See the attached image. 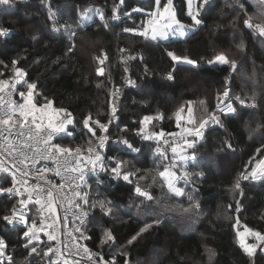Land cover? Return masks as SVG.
I'll list each match as a JSON object with an SVG mask.
<instances>
[{
	"label": "trees",
	"instance_id": "trees-1",
	"mask_svg": "<svg viewBox=\"0 0 264 264\" xmlns=\"http://www.w3.org/2000/svg\"><path fill=\"white\" fill-rule=\"evenodd\" d=\"M164 2L166 0H162ZM244 3L242 10L238 6L228 7L226 0H209L200 12L202 24L192 26L185 0H174L178 19L195 30L185 39L169 38L165 42L123 33L124 28L140 24L153 12L155 0H124L123 4L120 0H50L49 3L15 0L11 6L2 7L0 27L9 29L10 34L0 37V71L4 72L0 78L12 77L11 61L18 59V66L27 73L26 79L37 85L34 102L44 105L51 101L54 109L63 108L71 113L75 121L72 135L66 134L58 143L66 147H87L89 140L94 143L81 128L83 119L91 115L93 120L105 121L111 113L114 87L122 90L121 95L113 99L119 120L110 132L120 140L127 138L140 149L119 155L127 162L124 169L133 174L131 183L120 179L92 187L91 199L110 200L118 214L112 212L106 216L96 209L89 213L82 228L85 236L90 237L84 239L86 244L101 251L105 260L114 258L116 264H125V261L127 264H264L263 251L256 250L253 257L244 253L234 227L239 219L240 225L264 233V179L241 181L242 194L233 189L249 160L264 156V43L257 42L264 40L258 32L254 34L253 29L245 26L253 7L250 0ZM49 5L56 14L52 20ZM114 8H117L118 19H112ZM133 8L143 11L133 12ZM97 9L104 13V20L95 14ZM85 11L88 15L94 12V16L81 23V13ZM252 23L259 22L253 19ZM54 26L59 31H55ZM241 42L245 45L243 49L238 47ZM123 49H127V53ZM168 52L196 63L178 64ZM122 53L124 63L120 61ZM220 54L235 60L237 69L233 71L229 65H207ZM5 64L9 65L7 69ZM101 68L103 74H98ZM125 73L134 80V87L122 88ZM166 73H171L173 79L168 80ZM23 87L26 90V86ZM226 89L231 90L229 96L236 112L219 114L223 126L213 125L204 131L203 139L190 148L199 163L189 162L188 181L182 180L178 185L185 189V195L177 197L158 176L166 161L155 155L152 144L140 143L136 131L141 127L140 121L150 116L153 118L150 130L174 133L176 113L181 107L184 108L182 117L189 116L187 110L191 107L198 123L207 118ZM253 92L256 93L255 107L250 99ZM236 96L246 103L242 105ZM201 101L206 103L201 104ZM228 144L232 147L228 148ZM120 148L126 147L109 145L105 151L107 157ZM137 184L150 192L153 200L137 196L134 191ZM8 186L7 179L1 180L0 187ZM135 199L142 200L141 206ZM237 201L239 212L236 211ZM195 203L200 205L199 209L191 207ZM16 204L15 198L1 193L0 218L8 215ZM129 205L132 208L127 209ZM33 218L39 222L36 209L30 221ZM154 220L160 223L152 224ZM145 224L152 227L141 233ZM185 224L190 227L185 228ZM104 229L111 230L114 243L101 244ZM22 230L0 219V235L8 245L0 261L8 264L10 256L13 264H49L52 256L28 255L29 249L24 247L21 238ZM46 240L47 244L44 241L38 244V252L46 250L51 243ZM151 252L152 255L156 252L154 263L153 259L148 260Z\"/></svg>",
	"mask_w": 264,
	"mask_h": 264
},
{
	"label": "snow or ice",
	"instance_id": "snow-or-ice-1",
	"mask_svg": "<svg viewBox=\"0 0 264 264\" xmlns=\"http://www.w3.org/2000/svg\"><path fill=\"white\" fill-rule=\"evenodd\" d=\"M15 0H0V6H11ZM124 0H120V3L123 4ZM187 5V16L190 17L192 21V26H199L202 24L200 19V12L204 6L209 4V0H185ZM196 3L195 9L193 5ZM226 5L228 7L238 6L240 9H245L244 0H226ZM256 13L254 15H249L245 20V26L249 29H253L254 34L258 32L261 37H264V0H257L256 4ZM88 11H92L89 9ZM133 12H141V8H133ZM95 14L100 17L101 20H104V13L99 9L95 10ZM55 13L52 11L51 6L49 5V19L52 20L55 17ZM126 15L131 16V13H126ZM82 19H90L88 12L81 13ZM117 8L113 9L112 19H118ZM253 19L261 20V23L253 25ZM64 27H69L65 25ZM190 26L183 24L177 16V9L174 5V0H166L162 3V0H155V11L148 13L147 21L143 27V30L139 31L137 34L144 37L145 39L151 40H167L170 35H179L185 36L187 34L186 30ZM55 31H59L58 28H55ZM124 31H133L134 29L125 28ZM9 34V29L0 28V36H7ZM72 36L75 33H71ZM35 39V37H33ZM74 47V45H73ZM239 48L243 49L245 47L244 43L241 42L238 45ZM71 51V48L69 49ZM168 55L175 62L183 61L188 64L194 65L196 62L189 59L188 57H180L174 54L173 52H168ZM103 63V60L100 61ZM210 63L229 65L230 68L235 71L237 69V63L235 60H230L224 54L216 56L215 61H210ZM20 61L18 59H13L11 61V78H0V138L8 140L6 144H0V152L7 153V156L10 157V166L6 164L4 160H0V180H5L7 177H11V187H0V193H8L12 196L21 197L18 201L21 205L20 208L13 207L11 214L3 215L2 221L6 225H23V230L21 232V238L24 240V247L29 249L28 255L33 254L40 255L42 254L45 257H51L55 255L57 259H49V264H60L62 261L63 264H80L78 260H69L64 252L61 251L59 245L62 243L57 238V228L56 225L63 224L66 225L68 214L71 213L76 220H79V225L74 228V232L79 233V237L68 233L72 236L73 241H78L81 238L89 239L90 237L85 236L84 231L81 230V226L85 225L86 219L89 216L90 212H93L96 209H99L104 215H111L113 212L112 202L106 198H95L90 199L89 193L87 191H79L78 189L82 188L86 184L85 177L88 172L97 174L98 172H105L110 174L113 178H122L124 181L131 183L130 176L133 174L124 169V165L127 163L125 160L118 157H104L101 154V150L105 148L109 137L107 135H97V130L92 127V124H95L99 129L100 133H106L108 131V124L102 123L100 120H93L91 115L83 119V127L87 129V132L96 137L98 143L93 144V141L89 140V146L84 149L81 147H76L75 149L71 147H66L61 143H52L55 136L60 133H66L71 136L72 132L69 130L68 126H75V121L71 117V113H68L66 109L59 108L54 109L52 107V102L48 101L44 105H38L34 102V91L37 85L33 82H30L27 77V73L24 68L19 67ZM9 65L5 64L4 68L7 69ZM98 74H103V69L98 70ZM4 76V72L0 71V77ZM168 80H172L173 76L171 73L167 76ZM128 83L134 84V81L129 80ZM21 86V87H18ZM23 86H26V90ZM99 86V85H98ZM230 89H226L222 96L224 100H220L217 103L216 108L222 115H227L228 113H235L236 108L233 107V104L230 102H225L229 98ZM119 90L117 89L113 92V96L118 94ZM13 93L19 95L22 102L17 103L12 99ZM255 96L256 93L253 92L250 99L252 100V107H255ZM236 100L240 101L243 105L246 103L244 99L240 96L235 97ZM46 99V98H45ZM219 99V94H218ZM201 104H205V101H201ZM223 104V107L221 105ZM51 110V111H49ZM184 111V108L181 107L176 113L177 127H181L182 116L181 113ZM189 118L187 124L193 125L192 127H183L182 132L180 133H165L160 132H149L146 131L145 125L152 121V117L144 116L143 120L140 121L141 127L137 129V134L140 135L144 140H153L157 141L156 153L164 161H168L163 166V169L158 171V176L163 182V185L166 186L168 191L174 194L177 197L185 195V189L181 186H178L181 180L185 182L188 181L189 172L187 168L189 167V162L192 165L199 163L196 153H188L187 149L193 148L197 140L203 139L204 131L210 125H220L221 123L220 116L217 115L216 111L207 114V118L201 119L198 123L194 120L192 116L191 107L188 108ZM65 113L63 118H60V114ZM116 108L112 107V117L109 119L108 123L112 122V119L116 118ZM47 119L46 127L43 124V121ZM91 121V123H90ZM25 125H28V138L29 140L37 139L38 141H43L47 147L43 149L40 153V159L52 160L56 163V170L54 171L55 176L61 177L63 181H70L68 184L69 188L72 189V197L70 198L66 192H63L65 188V183L53 184L51 180L48 179L46 173L51 171L48 168H38L35 169V164L38 161V157L35 153L31 157L25 154L23 151H20L16 143L8 137H4L3 133L8 132V136L11 137L12 129L16 128L22 130L25 128ZM4 126H7L5 128ZM33 128L35 131L33 132ZM127 129H122L126 131ZM43 133V134H41ZM23 131H18L17 136H24ZM165 135H170L174 137H179V139L172 142L165 141V144H169L171 148L172 157L169 161V157L166 151L162 150L159 146V141ZM188 137H192V140H189ZM118 143L123 144L126 149L130 150L133 153L139 152L140 149L135 147L127 138H123ZM24 147H31V144H24ZM228 148H231L232 145L228 144ZM86 153V155H85ZM257 153H260V149H257ZM68 157H72L70 161ZM63 158V159H61ZM31 163H28V161ZM253 160H255L254 166L249 168L247 165L244 170L240 173L239 178L235 181L233 189L241 192V180H261L264 179V157L256 160L255 157L249 160L248 164L252 165ZM180 167L184 169L182 174L178 175L176 169ZM33 169H35L33 171ZM71 170L74 173H78L76 176H63L62 172ZM6 174V175H4ZM144 177H140L143 179ZM30 179H36L38 182L31 184ZM84 182L80 184L78 182ZM19 185V187H17ZM48 186V187H46ZM135 193L139 197H143L145 200H153V196L150 192L143 190L139 184L134 189ZM189 200H192V196L189 195ZM29 203L38 205L37 212L40 214V222L37 223L36 219L33 218L31 222L28 219V213L24 209L28 208ZM67 203L68 207L65 209V216L63 220L58 215V207H63ZM196 209H199L200 205L195 203L191 205ZM231 207V205L229 206ZM240 205L237 201L236 211L239 212ZM188 211V209H185ZM45 213L47 215H45ZM159 220H154L152 224H159ZM152 224H145L143 228L140 229V232L143 233L149 228L152 227ZM234 227H237L236 237L239 243L240 248L244 251L249 257H253L256 253L258 247L264 246V233L256 231L252 228L247 227L246 225H240L239 219L236 220ZM242 227V231L239 228ZM40 233H43L47 236L49 242L55 241L57 247H52L49 243L46 250H41L38 252V244L43 243L40 240ZM139 235V234H138ZM248 238L253 239V243L248 242ZM136 237H133L135 240ZM114 243V237L111 230L104 229L101 239V244L108 242ZM132 243V241H129ZM8 245L3 237H0V257L6 255V249ZM66 249L70 252L72 256H82L86 257L91 264H116V260L113 258L111 260H105L104 256L100 253L92 252L87 245H82L80 243H73L72 247L69 248L67 244L64 245ZM120 251L119 248L115 249ZM123 254V253H122ZM8 264H13L12 257H7ZM0 264H3V261H0ZM127 264V261H125Z\"/></svg>",
	"mask_w": 264,
	"mask_h": 264
},
{
	"label": "built area",
	"instance_id": "built-area-1",
	"mask_svg": "<svg viewBox=\"0 0 264 264\" xmlns=\"http://www.w3.org/2000/svg\"><path fill=\"white\" fill-rule=\"evenodd\" d=\"M45 1H46L47 3L50 2V0H45ZM2 7H3V6H0V14H1V11H2V10H1ZM147 18H148V15H146V16L143 18V20L141 21L140 24L135 25V26L126 27V28H128V29H134V30H136L135 32H133V31H124V29H125V28H124V29H123V33H127V34H130V35L137 36V37H141V38L145 39L144 37L138 35L137 33H138L139 31L143 30V27H144V25H145V23H146V21H147ZM0 28H3V27H0ZM9 34H10V32H9ZM9 34H8V35H9ZM8 35H7V36H8ZM7 36H0V37H1V38H5V37H7ZM123 51H124V53H125V52L127 51V49H123ZM124 53H122V54H121V57H120V61H121L122 63L125 62V54H124ZM126 53H127V52H126ZM177 63H178V62H177ZM178 64H183V61H180V63H178ZM184 64H187V63H184ZM168 74H169V73H166V74H165V77H167ZM129 80L134 81V80H132V79L129 77V74H128V73H125V75L122 77V88L129 87V86H130V87H134V86H135V82H134V84H130V83H128ZM18 87H20V86H18ZM117 89L119 90V92H118V94H117L116 96L113 97V99L121 95L122 90H121L120 87H114L113 92H115ZM113 92H112V93H113ZM12 99H13L14 101H16L17 103L22 102V101L20 100L19 95L16 94V93H13ZM113 99L110 101L111 113H110L109 117H108L105 121H101L102 123L108 124V131H107L106 133H100V131H99V129L97 128V126H96L95 124H92V127L95 128V129L97 130V135H107V136L109 137V140L107 141V143H106V145H105V148H104L103 150H101V154H102L104 157H106V158H107V154H106L105 151L107 150V148H108L109 145H112V146H114V145H122L121 143H118V141H120V139H119L117 136L111 134V132H110V129H111L112 125H114L115 123H117L118 120H119V117H118L117 112H116V114H115V115H116V118L112 119V122H111L110 124L108 123L109 119L112 117V107H113V106L115 107V104H114V102H113ZM224 99H225V98L222 96L221 100H224ZM225 102H230V103L233 104V100H232V98H231L230 96H229V98H227V100H226ZM216 105H217V104H216ZM216 105L214 106V108H213V110H212L211 112L216 111V112H217V115H219L220 113H219V111L217 110ZM221 107H223V104L221 105ZM115 108H116V107H115ZM49 111H51V110H49ZM61 114H62V116H60V118H63L64 115H65V113H61ZM228 114H231V113H228ZM71 117H72V116H71ZM188 118H189L188 116H183V117H182V120H181V127H177V126H176L177 129H176V131H175L174 133H180V132H182V128H183V127H190V124H187V120H188ZM90 123H91V122H90ZM150 123H151V122H150ZM150 123H147V124L145 125V128H146V131L152 132V130H150V128H149ZM43 124H44V126L46 127V125H47V119H46V118H45V120L43 121ZM212 126H213V125L208 126L207 129H206L205 131L209 130L210 127H212ZM4 127L7 128V126H4ZM73 127H74L73 125H69V126H68V128H69V130H70L71 132L73 131ZM81 128H83L84 131H85L86 133H88V132H87V129H85L84 127H81ZM11 131H12V135H11V137L8 136V132H7V131H5V132L3 133V136H4V137H8V139L14 141V142L16 143L17 148H18L20 151H23V152H24L25 154H27L29 157H31V156L33 155V153H35V154L37 155V157H38V161H37V163L35 164V169H38V168H48V169H51V171H48V172L46 173L48 179L51 180L53 184L65 183V188L63 189V192H66L70 198H73V197H72V189L69 188V186H68V184L71 183V182H70V181H68V182L63 181V180L61 179V177H59V176H55V175H54V171L56 170V163H55L54 161H52V160H46V159H40V158H39L41 151H42L43 149H45V148L47 147V145H45V144L43 143V141H38L37 139L29 140L28 135H27V133H28V125H25V128L22 129V130H18V129H16V128H13ZM18 131H23V132L25 133V135H24V136H17V132H18ZM34 131H35V129L33 128V132H34ZM41 134H43V133H41ZM88 134L92 137V135H91L90 133H88ZM166 134H167V133H166ZM64 137H66V133H60V134H58L57 136H55V138L53 139L52 143H58V139H60V138H64ZM92 139L94 140V143H93V144L98 143V140H97L96 137H92ZM139 139H140V143H141V144H147V143H148V144H152L153 147H154V153H155V155L159 156V155L156 153V151H155L156 148H157V141H156L155 139H153V140H144L141 136L139 137ZM177 139H179V137H174V136H170V135H165V136L162 137V138L160 139V141H159V146L161 147L162 150H164V151L167 152L168 157H169V161L171 160L172 153H171V148H170L169 144H165V141H167V142L170 143V142H172V141H174V140H177ZM188 139H189V140H192L193 138H192V137H188ZM7 142H8V140L3 139V138H0V144H6ZM24 144H31V147H24V146H23ZM76 147H81V146H73V147H71V148L75 149ZM87 147H88V146H87ZM87 147H81V148L86 149ZM187 151H188V153L193 152L191 149H187ZM124 152H128V153H130L128 149H126V148H124V149L120 148V149L117 150V151H116L111 157H118V158H119L120 153H124ZM85 155H86V153H85ZM10 159H11V158L7 156L6 151H5V152H0V160H4L6 164H9V166H10ZM61 159H63V158H61ZM68 159L71 161V160H72V157H68ZM28 163H31V161L29 160ZM166 163H168V161H166ZM166 163H165V164H166ZM254 164H255V162H253L252 165H249V164H248L247 166H248L249 168H251L252 166H254ZM35 169H33V171H34ZM176 171H177V174L180 175V174H182V171H183V170H182V168L178 167V168L176 169ZM4 175H6V174H4ZM62 175H63V176H76V175H78V173H74V172H72V171L69 169V170H67V171H63V172H62ZM120 179H122V178H119V179H117V178H113L110 174L105 173V172H98L97 174H93V173H91V172H88V174H87L86 177H85V180H86V184H85V186L82 187V188H80V189H78V190H79V191H87V192L89 193V197H90V199H91L92 187H94V186H101V185H104L105 183H107V182H109V181H118V180H120ZM7 180L9 181V186H8V187H11V186H12V183H11V177H10V176L7 177ZM261 180H263V179H261ZM261 180H252V179L250 178V179L247 180V181H245V180H241V181H242V182H259V181H261ZM181 181H182V180H181ZM29 182H30L31 184H35V183H37L38 181H37L36 179H30ZM78 183H80V184H84V182H82V181H80V182H78ZM0 185H1V180H0ZM17 187H19V185H17ZM46 187H48V186H46ZM7 194H8V193H7ZM8 195H9L11 198H15V199H16V201H17L16 208H20L21 205L19 204L18 201L21 199V197H18V196H12V195H10V194H8ZM38 207H39L38 205H35V204H33V203H29L28 208H27V209H24V211L28 213V219H29V222H31V221H30V218L32 217L33 209H36V211H37V208H38ZM67 207H68V205H67V203H65L63 207H58V209H57V211H58V215H59V217L61 218V220H63V217L65 216V209H66ZM11 212H12V211H11ZM11 212H10L9 214H11ZM37 213H38V212H37ZM45 215H47V214L45 213ZM38 216H39V218H41V216H40L39 213H38ZM39 218H38V220H39ZM88 218H89V216H88ZM88 218L86 219V223H87V221H88ZM86 223H85V225H86ZM77 225H79V220H76L75 217H73V216L71 215V213L68 214V219H67L66 225L59 224V223L56 225V228H57V233H56L57 238H58V240H60V241L62 242V243L59 245V248L61 249L62 252L65 253V255L67 256V258H69V260H78V261H80V264H91V262L88 261L86 257H82V256H72V255L70 254V252L68 251V249H66V248L64 247V245L67 244L68 247L71 248L72 245H73V243H80V244H82V245H87L86 242H85V240H84V238H81V239H79L78 241H73V240H72V236L68 235V233H72L73 235L79 237V233L74 232V228H75ZM85 225L81 226V230H82V228H83ZM11 227H21V228H23V225H14V226H11ZM0 237H3V236L0 235ZM3 238H4V237H3ZM248 241L251 242V243L254 242L252 238H248ZM51 246L54 247V248L57 247L56 242H55V241L51 242ZM87 247L90 248V249L92 250V252L100 253V254L103 255V253H102L101 251L96 250V249L90 247L89 245H87ZM257 250L264 251V246L258 247ZM51 256H52L53 259H57V257H56L54 254L51 255ZM103 256H104V255H103ZM4 257H5V256H4ZM1 258H3V257H1ZM60 264H63V262L61 261Z\"/></svg>",
	"mask_w": 264,
	"mask_h": 264
},
{
	"label": "rangeland",
	"instance_id": "rangeland-1",
	"mask_svg": "<svg viewBox=\"0 0 264 264\" xmlns=\"http://www.w3.org/2000/svg\"><path fill=\"white\" fill-rule=\"evenodd\" d=\"M230 1V0H229ZM230 3V2H229ZM250 3H251V5H252V7H253V11H252V15H254L255 13H256V4H257V0H250ZM186 7H187V5H186ZM195 7H196V3H194V5H193V9H195ZM153 11H155V9L153 10ZM55 12V11H54ZM94 12L91 14V15H88L89 17H93L94 15ZM90 18V19H91ZM90 19H83V20H81V23H86L87 21H89ZM255 21H257V22H259V23H261V20H259V19H254ZM195 30V28L194 27H189L187 30H186V32H187V34L185 35V36H179V35H170L169 36V38H172V39H176V40H182V39H185L186 38V36L190 33V32H192V31H194ZM263 40H264V37H261ZM168 40V39H167ZM167 40H159L158 39V41H162V42H164V41H167ZM258 43H264V42H260V41H257ZM210 61H215V59H213V60H210ZM210 61L207 63V65L208 66H211V67H215V66H223V65H221V64H215V63H210ZM185 62H183V64H184ZM185 65H190V64H185ZM244 82H245V84H248V82H247V80L246 79H244ZM46 104V103H45ZM43 105V104H42ZM60 116H62V114H60ZM189 117V116H188ZM264 157V156H263ZM1 194V193H0ZM135 200H137V203H138V206H141V203H142V200L141 199H135ZM156 201V200H155ZM112 207H113V214H118V212H117V208L116 207H114V205H112ZM127 209H130V208H132V206H127L126 207ZM40 219L41 218H39V222H40ZM187 218H185L184 220H186ZM189 221H190V218H189ZM38 222V223H39ZM188 227H190L189 225H187V224H185V228H188ZM237 228V227H236ZM239 230H243L242 229V227H240L239 228ZM236 232H237V230H236ZM43 236V238H41ZM40 239H42V241H44L45 243H46V239H48L47 238V236L46 235H44L43 233H40ZM249 242V241H248ZM249 243H251V242H249ZM47 244V243H46ZM122 251V250H121ZM264 252V251H263ZM149 258H148V260L150 261V260H152L153 261V263H154V259L156 258V252H154L153 253V255H152V252H151V257H150V255L148 256ZM146 264H148V262L146 263Z\"/></svg>",
	"mask_w": 264,
	"mask_h": 264
},
{
	"label": "crops",
	"instance_id": "crops-1",
	"mask_svg": "<svg viewBox=\"0 0 264 264\" xmlns=\"http://www.w3.org/2000/svg\"><path fill=\"white\" fill-rule=\"evenodd\" d=\"M158 41V40H157ZM162 42V41H161ZM165 42V41H164Z\"/></svg>",
	"mask_w": 264,
	"mask_h": 264
},
{
	"label": "water",
	"instance_id": "water-1",
	"mask_svg": "<svg viewBox=\"0 0 264 264\" xmlns=\"http://www.w3.org/2000/svg\"><path fill=\"white\" fill-rule=\"evenodd\" d=\"M178 63H180V62H178Z\"/></svg>",
	"mask_w": 264,
	"mask_h": 264
}]
</instances>
